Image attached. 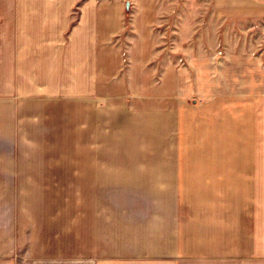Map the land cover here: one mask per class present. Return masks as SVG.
Listing matches in <instances>:
<instances>
[{"label":"crops","instance_id":"0c3cea01","mask_svg":"<svg viewBox=\"0 0 264 264\" xmlns=\"http://www.w3.org/2000/svg\"><path fill=\"white\" fill-rule=\"evenodd\" d=\"M207 1L218 17L264 18V0ZM173 17L179 0H0V105L65 96L97 102L100 33L108 46L132 24L133 39L145 49L147 40L163 39L156 28ZM161 70L178 66L165 63ZM1 114L0 108V142L9 136ZM34 166L0 159V264H264V159L131 166L143 168L133 171L139 177L159 181L157 190L118 193L128 200L121 208L83 207L78 192L72 226L59 208L39 218L8 186L18 184L19 168Z\"/></svg>","mask_w":264,"mask_h":264},{"label":"rangeland","instance_id":"374dc122","mask_svg":"<svg viewBox=\"0 0 264 264\" xmlns=\"http://www.w3.org/2000/svg\"><path fill=\"white\" fill-rule=\"evenodd\" d=\"M175 19L157 25L163 39L147 40L145 49L132 24L108 46L100 33L97 102L65 96L0 105L9 135L0 159L35 165L19 168L18 184H8L24 207L33 206L39 218L63 209L72 226L78 192L83 207L121 208L128 200L118 193L157 190L159 181L131 166L264 159V18L218 17L207 0H179ZM172 62L177 72L160 71ZM102 193L115 198L103 200Z\"/></svg>","mask_w":264,"mask_h":264}]
</instances>
